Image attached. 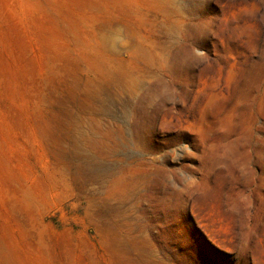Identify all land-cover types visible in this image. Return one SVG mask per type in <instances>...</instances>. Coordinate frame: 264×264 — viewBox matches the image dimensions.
Here are the masks:
<instances>
[{"label":"rangeland","instance_id":"obj_1","mask_svg":"<svg viewBox=\"0 0 264 264\" xmlns=\"http://www.w3.org/2000/svg\"><path fill=\"white\" fill-rule=\"evenodd\" d=\"M0 264H264V0H0Z\"/></svg>","mask_w":264,"mask_h":264}]
</instances>
